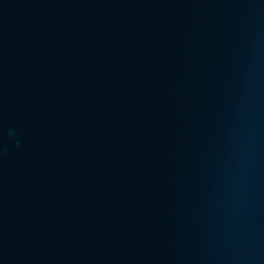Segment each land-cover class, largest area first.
I'll return each mask as SVG.
<instances>
[{
  "label": "water",
  "instance_id": "obj_1",
  "mask_svg": "<svg viewBox=\"0 0 264 264\" xmlns=\"http://www.w3.org/2000/svg\"><path fill=\"white\" fill-rule=\"evenodd\" d=\"M110 1L111 5L108 4ZM168 1L177 5L185 4L192 6V3L201 8L212 6L215 10L218 9L220 12L232 15L234 14V10L231 9V6L238 1L244 0H227L229 5L226 8H216L223 0ZM96 2L99 8L91 9L89 12L90 24L92 23L90 28L92 31L98 32L100 38L105 39L102 42L101 40L98 41V43L110 52L102 53L100 46H95L97 51L92 54L94 61L106 67L108 74L95 73V68H93V81L95 82L92 81L91 85L99 87L98 83H100L104 87H109L120 84V81L113 75H116L115 72L119 76L126 74L128 71L126 70L127 67L112 72L111 70L116 63L127 61L132 62L139 71L142 69L141 72L143 73L148 71V73L158 72L162 75L173 74L169 71L173 68L165 66L155 56L145 57L142 48H139L141 47L139 44L140 41L150 40L154 45L159 44V49L156 50L158 54L174 55L183 67L188 66L192 69H198L202 71L203 75H207L206 77L211 83V91L215 99L212 101L214 107L219 103L216 100V94L226 91L225 84H235L238 89V94L235 97L244 98L247 101H253L249 98L250 96L255 100H264V66H257L255 64L257 58L249 50L252 47V42L247 41L246 38L239 39L241 40L240 42L235 39L238 34L246 35L245 32L239 30L228 31L227 33L230 36L231 42L234 44H244L236 46L235 50H228L226 47L219 45L220 43H224L225 40L212 44L210 51L214 52V60L200 64L201 58L183 57L178 54L176 49L180 48L179 45L175 44L173 47L161 46L164 40L174 39V36L171 35L173 33L171 31L174 30L172 27H178L173 20L168 19L169 17L166 16L165 10H169L168 8L171 7L167 0H131L127 5H123L119 0H97ZM113 3H116L118 7H127V9L113 8ZM0 4L6 6L7 9L10 8L9 10L22 8L21 12H23V4L20 2L17 4L7 0H0ZM27 7H33V5L28 4ZM80 7V3L72 4L71 10L76 11ZM204 13L206 12L192 9V12H188L187 14L193 19L204 18L208 21H214L211 16ZM109 14L114 15V17L111 24L106 25L104 18ZM133 16H137V18H133ZM23 17L30 18L27 15H23ZM128 17H130L129 20H127ZM94 22L96 25H94ZM117 24L122 27L121 30H117ZM21 25H23V20L17 15L12 16L7 22V26L10 29L5 30L4 33H10L6 40H0V78L4 73L14 78L19 71L29 75L31 68L35 71L40 67L49 70L44 63L38 62L40 58H35L24 53L21 55L18 51L16 41L19 39L20 34H22L23 27ZM211 25L213 26L212 23ZM258 26L263 27L264 22L258 23ZM210 29L212 30L211 27ZM192 30L196 32V35L192 34ZM192 30L185 32L189 34L188 38L202 36L201 38L207 41L205 36L206 31L197 28ZM116 35L126 37L128 42L126 40L118 42ZM26 36L28 38H41L37 32L32 31L26 34ZM28 38L24 40V47L36 48L37 45L30 42ZM76 44L78 43L76 42ZM127 45H130L131 49L123 47ZM159 51H162V53H159ZM12 58L13 60L9 66L2 64V59L11 60ZM65 68H69V66ZM69 71V69H64V72ZM252 71L262 72V74H258L256 80H252L244 73ZM56 74L61 75V73ZM103 79H110V82L102 84L101 81ZM192 80L196 79L190 78L185 80V82ZM134 82L142 85L141 81ZM248 82L252 83L250 87H242L243 84ZM256 85H259V87L254 88ZM231 92H234V90L231 89ZM98 95V92H90L89 96H85V98L91 99L95 104L96 108L93 109V113L90 110L78 108L81 115L84 111L90 113L91 118L94 117V123L90 119L87 121L83 115L81 119H77L73 115L69 116V118L72 127L78 132L82 129L81 127L87 125L88 136L95 137L96 140L95 147H84V143L81 145V149L78 146V154L87 158L88 154L92 151L95 155L100 151H105L104 155L107 161L104 164L108 167L104 169H106L107 173H102V169H100L99 173L96 174L98 175V181L93 182L90 179L92 174L90 166L84 160L79 161L76 167L73 168L75 174L72 175L70 171L68 178L54 180L56 183L53 180L41 178L39 175L29 176L15 172H5V175L0 176V179L5 184L11 186L9 189L5 188V186L0 187V264H57L49 262V257L51 255L55 257L61 256L54 253L55 248L59 246L65 249L66 253H63V256L66 261L63 262L67 264H264V212H262V209L256 210L255 208L257 206L264 207V155L259 154V149H262V139L264 140V138L262 137V139L260 138L251 144L242 145L239 137H236L232 133L230 138H232V144L235 145L234 149H232L233 152L224 148H214L212 151L203 152L202 157L204 160L207 154L210 156L209 160L211 162L220 161L224 165L236 168L239 166L244 171L242 175L235 174L229 176V179L226 181L218 178L210 179L206 176L207 172L204 170L196 171L191 167L182 165L180 163L181 160L187 159L184 156H180L178 151L179 158L175 163L172 161L171 156H168L170 153L165 150V147L164 150H157L159 146L153 145V147H148L145 143L148 141V136L157 135V131L160 133L159 135L168 136L171 130H177L174 123L179 122L189 133L195 135L197 141L210 145L213 142L212 139H210L209 135L204 136L196 132L199 129L197 125H187L186 121L181 122L166 119L162 125L158 126L157 129L159 130L153 129L147 132L148 136L137 135L135 132L120 128L122 125H129L136 126L140 130L136 132L146 130L134 122L136 116L133 117L130 114L128 116H121L117 112L115 102L107 104L106 101L111 99L99 97ZM56 96L70 105H72L70 99L73 100L74 104L77 103L76 96H70V93L60 92ZM116 96L118 99L127 101L126 93L120 92ZM16 97L20 102H24L20 94H17ZM79 99L81 100V98ZM7 100L10 99L7 98ZM183 100L194 101V97L192 96V98H185ZM52 102L54 105V100ZM198 103L194 101V104L197 105L196 107H198ZM141 104H145L147 112L152 114L149 110V103L138 102L137 107ZM32 105L35 108L31 111L21 108L17 112L13 109L10 113L7 110V104L2 100L0 95V110H6L9 113L4 117H0V141L11 142L15 140L19 146L11 145L6 149L18 152L34 166L39 158L35 152L33 155H28L24 151L27 141L28 143L35 141L37 148H40L44 141L59 134L60 127L66 126L63 122L68 119V116L63 112L64 118H61V115L56 117L46 104L41 101H34ZM250 105L253 106L255 104L250 103ZM69 110L78 112L76 109ZM200 112H202V109H197L195 113ZM19 113H35L41 117L46 116L48 117V121L57 126V129L52 133L43 126L42 132H39L29 117L25 122L19 123L17 118L12 116L14 118V125L11 126L8 122V117ZM165 114L167 113L159 115ZM221 122L234 124L238 128L241 126L240 117L238 118L235 113L230 116H224ZM211 123H213V130H211L214 136L218 138L220 136L224 137V134L220 130H215L218 128L216 126L218 124L217 121L211 119ZM24 125L26 128H23ZM48 126L51 127V124ZM11 127H15L16 134L8 131L11 130ZM259 127H263L262 122ZM252 131L258 132L256 130ZM246 132L248 133V130ZM108 139H112L113 141ZM109 141L113 145L117 144L120 147L119 149H115L114 154H112V147ZM95 148H98V151H94ZM149 148L150 151L153 148L155 154L162 158L153 161L146 159L149 154ZM237 148L240 149L241 156L254 164L252 170L251 167H243L244 163H238L234 159V155L238 153ZM177 154L174 152L173 157H176ZM167 160H169V165L172 168L169 171H164L162 167H167ZM24 165L27 167L28 164ZM94 168L96 169L95 165ZM151 172L160 173L162 175L161 179L165 180L170 188H163L159 183L160 180H152L150 183L146 182V180L140 181V179L145 178L141 176L142 174L147 176ZM121 176H126L127 180L125 182L121 181L119 179ZM35 178L39 179L40 184L34 183ZM112 178L118 179V182L109 183L108 185V182ZM105 180H108L105 190H110L105 195H101L100 192L97 196H93L91 195V191H86L82 188V184L84 183L91 184V188L99 186L103 190L102 186ZM232 182L240 185L238 189L236 188L237 190H250L256 197L245 202L226 197L223 198L226 201L224 202L223 200L207 196L209 190H223L231 186ZM67 183H73L76 186V189L80 191L79 196L82 199L60 192L58 193L61 196H56V194H53L54 192H50V187H61ZM155 185L158 188L153 192L151 188ZM149 192H153L152 197H158L157 200L159 202L152 201V203L161 209L162 214L166 216L170 215L169 218L171 220L169 222H150L149 216H153L152 212H148L150 204L147 201H141L143 198H148L146 195ZM108 197H112L114 202V206L110 208L104 206L107 203L105 199ZM123 198L132 205L123 203ZM199 198H207L211 203L202 202ZM256 199H259L260 203L256 202ZM115 203H120L123 206H116ZM133 206L137 207L134 208ZM182 213L190 218V220L186 222L180 220L179 214ZM88 217L93 219V222L82 226V222L87 220ZM48 219L63 222L76 219L77 223L72 224L76 226V229L73 230L92 233L94 243L104 247L106 250L103 251L99 258H96L90 251L81 247L71 248L65 242L66 239L59 240V233L54 232L53 229L56 223L50 224L49 222H45ZM132 224H138L141 227L140 229L145 231V238H140V241L135 240V236L138 237L135 230L138 231V229H135ZM163 225H168V227H165L168 230L166 229L167 233L163 234L164 238L155 239L148 236L147 232L153 228H160ZM200 227L202 228L200 229ZM171 228L173 231L169 232ZM166 235H170V237H165ZM74 236L78 240L81 237V235ZM142 240H146V242ZM78 245H86V243L83 240H79ZM27 249L33 250L35 254L27 251ZM157 251L159 252L157 253ZM43 259H48V262L43 261Z\"/></svg>",
  "mask_w": 264,
  "mask_h": 264
},
{
  "label": "bare ground",
  "instance_id": "obj_2",
  "mask_svg": "<svg viewBox=\"0 0 264 264\" xmlns=\"http://www.w3.org/2000/svg\"><path fill=\"white\" fill-rule=\"evenodd\" d=\"M7 1H11V3L15 2L17 4H19V2L22 3L23 12H21L22 8L9 10L10 8L7 9L6 6L0 4V40H6L10 33H4L5 30L10 29L7 26L9 19L12 16H19L23 20V25H21L23 28L21 31L22 34H20L19 39L16 41L18 51L21 55L24 53L35 58H40L38 62L44 63L49 69L46 70L45 68L40 67L35 71L31 68L29 75L19 71L14 78H12L9 74L4 73V75H2L0 78V95L2 100L7 104V110L10 113L13 109H15L14 111L17 112V110H20L21 108H26L27 111H31L33 108H35L32 103L34 101H41L46 104L48 109H50L56 117L61 115L60 117L64 118L62 113L65 112L68 116V119L63 122L66 126L60 127L59 134L49 140L44 141L40 148H37L35 141H30L29 143L27 141L24 146V151L28 155H33L35 152L39 158L34 166H32L31 163L24 159V157L18 152L6 149L11 145L19 146L15 140H12L11 142L0 141V176L5 175V172H15L29 176L39 175L41 178L54 181L61 178H68L70 176V171L72 175L75 174L73 168L76 167L79 161L84 160L90 166V170L92 171L90 179H92L93 182L98 181V175L96 174L99 173L100 169H102V173H107L106 169H104L105 167H108L104 164L107 161L104 155L105 151H100L96 153V155L92 151L90 154H88L87 158L78 154V146L79 149H81V145L84 143V147H95L96 140L95 137L88 136L87 125L81 127L82 129L78 132L72 127L69 118V116L73 115L77 119H81V116L83 115L87 121L90 119L94 123V117L91 118L90 113L84 111V113L81 115V112L78 111V108H81L90 110V112L93 113V109L96 108L94 102L91 99L85 98V96L90 95V92H98L99 97L111 99L106 101L107 104L115 102L117 112H119L121 116H128L129 114L133 117L136 116L134 122L138 123L141 128L143 127L146 130H143L142 132H136L140 130L137 129L136 126L129 125H122L120 128L135 132L137 135L148 136L147 132H150L153 129L156 130L159 125H162L164 120L169 119L181 122L186 121L187 125L195 124V126L197 125L199 127L196 132H199L204 136L209 135L210 139H212L213 142L210 145H206L197 141L195 139V135L189 133L187 129L181 126V123L179 122L174 123V126L177 130H171L168 133V136L159 135L160 133L158 131L156 132L157 135L151 137L148 136V141L145 142L147 144L146 146H159L157 150H164L165 147V150L170 153L168 156H171L173 162L176 163L179 158L177 154L178 151L180 156H184L187 159L181 160L180 163L182 165L191 167L196 171L204 170L207 172L206 176L210 179L218 178L226 181L229 179V176L243 174L244 171L239 166L236 168L224 165L220 161L211 162L209 160L210 156L207 154L206 159L204 160L202 155L203 152L212 151L214 148H224L230 152H233L232 149H234L235 145L232 144V138H230L232 133H234L236 137H239L241 141L240 143L242 145L251 144L255 141H258L260 138L262 139V137L264 138V100H255L250 96L249 98H251L253 101H247L244 100V98L235 97V95L238 94V89L236 88L235 84H225L226 91L216 94L215 97L219 103L214 107L212 101L215 99L211 91V83L206 77L207 75H203L201 70L192 69L188 66L183 67L178 58L172 54L171 55L174 57L166 54H158L156 50L159 49V44L154 45L150 40L140 41L139 44V46H141L139 48H142V52L145 54V57L155 56L158 61L163 63L165 66L172 67L173 69H170L169 71H171L173 74L170 73L167 75H162L158 72L148 73V71L143 73L141 72L142 69L139 71L132 62L127 61L123 63H116L113 68L114 70H111L112 72L127 67L126 70L128 71L126 74L119 76L118 73L115 72L116 75H113L117 80L120 81V84L104 87L98 83L99 87H96L91 85V83L95 82L93 81V68H95V73L99 72V74H108V69L100 65V63L97 64L92 56V54L97 51L95 46L100 44L98 41L101 40L102 42L105 40L99 37L98 32L92 31L90 28L92 23L90 24L89 12L91 9L99 8V6H97V0ZM119 1L123 5H127L131 0ZM192 1L193 0H191V2ZM167 2L171 7L168 8L169 10H165L166 16L169 17H167L168 19L173 20V22L178 25V27H172L174 30L171 31L173 32L171 35L174 36V39L164 40L161 43V46L163 45L173 47L175 44L179 45L180 48L176 49L178 54L183 57L188 56L201 58L200 64H204L208 61L214 60L215 58L214 52L210 51L212 44H217L221 40H225L224 43H220L219 45L226 47L228 50H235L236 46L243 45L244 43L234 44L231 42L230 36L227 33L230 30H239L241 32H245L246 35L238 34L235 39L239 40L246 38L247 41L252 42V47H250L249 50L253 52V56L257 58L255 64L257 66H264V26H258V23L264 22V0L238 1L233 6H231V9L234 10V14L232 15L220 12L218 9L215 10L212 6H205L201 8L200 6L192 3V6H189L185 4L177 5L176 3L168 0ZM76 3H80L81 7L76 11H72L71 5ZM110 3L111 1L108 2V4ZM28 4H32L33 7H27ZM228 5L229 2L227 0H223L222 3L216 8H226ZM116 6V3L112 4L113 8H119L121 10L127 9V7ZM192 9L198 10L199 12H206L204 14L211 16L214 21H208L204 18H191L187 13L192 12ZM23 15H27L30 18H24ZM113 17L114 15L112 14L106 16L104 18L105 24L110 25ZM133 18H137V16H133ZM129 19L130 17H128L127 20ZM94 25H96L95 22ZM116 28L117 30L122 29V27L118 24L116 25ZM194 28L206 31L205 36L207 41L204 38H201L202 36L188 38L189 34L185 32ZM31 31L37 32L38 36L41 38H28L26 34ZM192 34L196 35V32L192 30ZM27 38L30 42L36 44L37 47H24V40ZM116 39L118 42H123L125 40L128 42L127 38L121 35H116ZM240 41L241 40H239V42ZM76 42L78 44H76ZM99 46L102 50V53L110 52L105 47L101 45ZM123 47L131 49L130 45ZM159 53H162V51H159ZM12 60L13 58L11 60L2 59V64L4 66H9ZM67 66H69V68H65ZM64 69H69L70 71L64 72ZM56 73H61V75ZM244 73L252 80H256L258 74H262V72L253 71ZM178 74H181L182 76ZM190 78H194L196 80L185 82V80ZM133 80L141 81L142 85L137 84ZM101 82L102 84L109 83L110 79H103ZM251 84V82H248L243 84L242 87L248 88ZM258 87L259 85L254 86V88ZM142 89H144L143 92H141ZM231 89H233L234 92H231ZM60 92L67 94L70 93V96H76L77 103L74 104L73 100L70 98L69 99L72 105L66 103L64 100L56 96V94H60ZM120 92L126 93V102L123 99L117 98L116 94ZM17 94L21 95L24 102H20L17 99ZM192 96L194 97V101L199 102L201 105L198 103V107H196L197 105L194 104V101L183 100L185 98H192ZM7 98L10 100H7ZM79 98H81V100ZM53 100L54 105L52 102ZM138 102L149 103V110L152 114L147 112L145 104H141L137 107ZM250 103L255 105L251 106ZM69 109H76L78 112H72ZM197 109H202V112L195 113ZM8 111L0 110V117L8 115ZM161 113L167 114L159 115ZM233 113H235L238 118L240 117L241 126H239V128L234 124L221 122L224 116H230ZM12 116L16 117L19 123L25 122L29 117L39 132H42L43 126L46 127V130H49V132L52 133L57 129V126L48 121V117H41L35 113H19L9 116L8 122L11 126L14 125V118ZM211 119L217 121L218 124L215 125L218 128L215 130H220V132L224 134V137L220 136V138H218L214 136L212 133L213 123H211ZM82 120L84 119L82 118ZM260 121L262 122L263 127H259L261 123ZM49 124H51V127L48 126ZM220 125L221 127H219ZM23 128H26V126L24 125ZM10 129L11 130L8 131L16 134L15 127H11ZM247 130L248 133L246 132ZM252 130H256L258 132H254ZM253 134L254 136H252ZM109 143L112 147V154H114L115 149H119L120 147L117 144L113 145L110 141ZM261 146L262 149H259V154L264 155L263 139ZM256 147H258V145H256ZM239 150L240 149L237 148L238 153L234 155V159L238 161V163H244L245 165L243 167L248 166L251 167L252 170L254 164L248 161L247 158L241 156ZM94 151H98V148H95ZM174 152L177 154L176 157H173ZM185 154H187V156H185ZM158 158L162 157L155 154V150L153 148L151 151L149 148V154L147 155L146 159L153 161ZM26 163L28 164L27 167L24 165ZM166 164L167 167H162V170L169 171L172 168L169 165V160H167ZM94 165L96 166V169L94 168ZM173 169L175 170V168ZM141 176L145 178L140 179V181L146 180V182L150 183L152 180H160L159 183L163 188H170L169 184L165 180L161 179L162 175L158 172H151L147 176L142 174ZM119 179L125 182L127 177L121 176ZM0 181L1 188L5 186V188L9 189L11 187L10 185L5 184V182H3L1 179ZM111 181L108 182V180H105V183L102 186L103 190H101L99 186L91 188V184L84 183L82 184V188L83 190L91 191V195L93 196H97L100 192L101 195H105L106 193L110 192V190H105L107 182L109 185V183L118 182V179L112 178ZM34 183L40 184L39 179L35 178ZM54 183H56V181H54ZM230 185L231 186H228L223 190H209L207 196L223 200L224 202L226 201L223 198L226 197L234 198L240 202H245L256 197V195L250 190H237L240 185L234 182H232ZM50 188V192H54L53 194H56V196H61L58 193L60 192L74 198L82 199V197L79 196L80 191L76 189V186L73 183H67L61 187L57 186ZM157 188L158 186L155 185L151 189L154 192ZM153 192H149V194L146 195L148 198L141 199V201H147L150 204L148 212H152L153 214L152 217L149 216L150 222H169L171 220L169 218L170 215L166 216L165 214H162L161 209L152 203V201L159 202L157 200V196L152 197ZM121 195L124 196L123 193H121ZM105 200H107V203L104 206H107L108 208L114 206L112 197H108ZM199 200L202 202L211 203V201L207 198H199ZM122 202L127 205H132L131 203H128L125 198H123ZM256 202L260 203L259 199H256ZM115 204L116 206H123L120 203ZM133 207L136 208L137 206ZM255 208L256 210L262 209V212H264V207L257 206ZM126 213L134 214L131 212ZM179 218L180 220H183V222L190 220V218H188L183 213L179 214ZM45 222H49L50 224L56 223V226L53 227L54 232L59 233V240L66 239L65 242L69 244L71 248L81 247L90 251L96 258H99L103 251L106 250L104 247L94 243V236L92 233L83 232L82 230H73L76 229V226L72 225L77 223L76 219L68 220L67 222L48 219L45 220ZM92 222L93 219L88 217L87 220L82 222V226L89 225ZM132 225L135 229H138V231H135L137 232V236L139 238L135 236V240L140 241V238H145V231L140 229L141 227H139L138 224ZM165 227H168V225L160 226V228H153L147 232L148 236L155 239L164 238L163 234L167 233V228ZM202 227H200V229ZM172 231L173 229L171 228L169 232ZM74 235H81L79 240H83L86 245H78L79 240ZM165 237H170V235H166ZM142 241L146 242V240ZM64 250L65 249H63L62 246L55 248L54 253L61 256L55 257L54 255H51L49 257V262L67 264L63 262L66 261L65 257L63 256V253H66ZM27 251L35 254L33 250L27 249ZM158 252L159 251H157V253ZM43 261L48 262V259H43Z\"/></svg>",
  "mask_w": 264,
  "mask_h": 264
}]
</instances>
